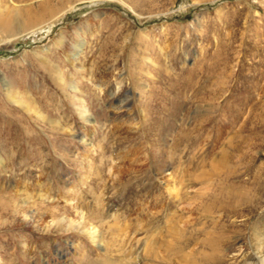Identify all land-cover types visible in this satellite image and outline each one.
<instances>
[{"label": "rangeland", "instance_id": "rangeland-1", "mask_svg": "<svg viewBox=\"0 0 264 264\" xmlns=\"http://www.w3.org/2000/svg\"><path fill=\"white\" fill-rule=\"evenodd\" d=\"M0 159V264H264V0H0Z\"/></svg>", "mask_w": 264, "mask_h": 264}, {"label": "bare ground", "instance_id": "bare-ground-1", "mask_svg": "<svg viewBox=\"0 0 264 264\" xmlns=\"http://www.w3.org/2000/svg\"><path fill=\"white\" fill-rule=\"evenodd\" d=\"M82 46H83V43L81 41H78L75 44V46H74V50L72 52L73 53L72 56H77L80 53V51L82 49ZM214 81L222 82L220 79H215ZM72 89L74 91L77 90L75 87H73ZM251 129L252 128L247 129L248 130L247 132L249 134L248 135L249 137H247V138H244L243 136H241L240 133H236L234 135V137H232L231 139H228V140H226V142H224L225 143L224 145L228 149H231L232 150L231 153H228L227 151L221 149L216 154L215 153L213 154V151H211L212 153H210L208 155L209 156V159H210V163L208 165V174H207V176L210 179H213L214 181H216L217 187L215 186V190L217 189V192H214L210 196L209 201H208V204L203 208L206 213L207 212H210V211L217 210V211L220 212V214H221L220 217H221L222 214L229 208V202L230 201L227 202V200H228L229 195L232 192L229 194V190H227L228 189V187H227L228 185H227L226 182H227V180L229 179L230 176H232L233 174L236 173L237 170H239V167L241 165H243V162L245 160L248 161V163H252V160H253L252 157L249 156V155H247V154H250L251 151L254 150L256 148V146H257L256 141L259 138V136H257L259 134H256V132H254ZM260 137H261V135H260ZM188 142L190 143V147H191V135H189V137H188V134L183 131V132H181V134L179 136V139L177 141H174L173 144H172V146L169 147V150L172 151L175 148H177L180 144L182 145L183 143H184V145L182 147L185 148L186 145L189 146V143ZM215 143H217V142H215ZM190 156L189 155H186V157L184 159H182L181 161L179 160L178 162L181 163L185 159L186 160H188V159L191 160V157ZM247 156H249V157H247ZM235 158H237V159L234 160ZM2 165H3V162L0 159V166H2ZM144 173H145V171H144ZM183 173H184V177L186 178V181H190V182H191V177H192L193 181L198 183L199 178L201 177L200 175L196 174V171H194V173H191V170H183ZM129 174H130V171H126L124 173L125 176H128ZM124 182L125 181H123V183H118V185L121 186V187H124L125 186ZM166 191H167L166 194L168 196V201H169L168 202V205H171L172 203H174L176 201V199H178V197L175 195L176 192L174 190L169 189V190H166ZM98 199H99V197H98ZM45 200H46V202L48 201L47 198H43V201H45ZM97 201H100V199L97 200ZM100 204H101V202H100ZM100 204L98 202V204L94 205L92 207L93 210H91V208H90L89 209V214H87V215L84 212H82V210L81 211L78 210L77 207H76V204L75 205L72 204L73 206H71L69 204L70 207H71V209L75 213L74 215H75L76 225L74 227V230H76L77 232H80V234L86 235L87 238H89L90 241L93 244L97 243L96 237H97V232L98 231L94 227H92L93 225L91 227L89 226V223L87 222L88 221L87 220V217H91V218L96 219L97 218V215H98V211L100 209L99 208L100 207ZM168 205H166V206L168 207ZM63 221H64V219H61L59 222H63ZM219 235L218 236L217 235L215 236L213 244L210 245L211 248H213L214 254L215 253H218V251L220 249V244H219L220 241L218 239L219 238ZM212 256L213 255H211L210 257H212ZM205 257L206 256H203V258H205ZM213 259H215V257H213ZM211 260L212 259H210V261Z\"/></svg>", "mask_w": 264, "mask_h": 264}]
</instances>
